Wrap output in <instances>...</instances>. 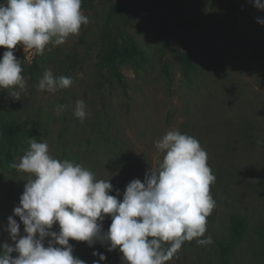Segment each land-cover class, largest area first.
<instances>
[{
    "label": "rangeland",
    "instance_id": "1",
    "mask_svg": "<svg viewBox=\"0 0 264 264\" xmlns=\"http://www.w3.org/2000/svg\"><path fill=\"white\" fill-rule=\"evenodd\" d=\"M89 24L59 46L49 44L43 55L17 45L26 92L20 100L0 89V126L14 122L27 142H46L50 154L110 179L122 201L126 186L144 181L165 153L155 147L168 131L195 137L208 154L215 175L210 194L216 206L207 218L213 243L185 242L167 264H264V11L255 0H82ZM118 9L108 26L114 36L130 35L147 57L142 68L121 66L125 86L105 64L103 34L111 5ZM264 3V0H261ZM3 47V51H7ZM2 58V57H1ZM166 64V65H165ZM46 70L71 77L69 88L55 93L38 90ZM170 75V77L168 76ZM77 100L87 105L83 122L74 116ZM57 105H70L57 114ZM26 134V135H24ZM24 135V136H23ZM30 174L10 172L0 164V250L15 247L8 232ZM246 219L238 241L230 236V219ZM111 217L103 222L110 227ZM52 231L59 232L58 223ZM45 239L47 246L48 240ZM74 256L93 264H125L121 252L107 242L70 240ZM228 248L222 255V246ZM15 258L18 253H12Z\"/></svg>",
    "mask_w": 264,
    "mask_h": 264
},
{
    "label": "clouds",
    "instance_id": "2",
    "mask_svg": "<svg viewBox=\"0 0 264 264\" xmlns=\"http://www.w3.org/2000/svg\"><path fill=\"white\" fill-rule=\"evenodd\" d=\"M264 11V3L255 0ZM264 25V19H258ZM89 18L82 11V0H6L0 3V47L8 49L0 58V89L20 100L26 92L21 60L14 50H34L43 55L51 43L62 45L79 35ZM71 77H55L46 70L38 90L55 93L72 86ZM70 105H57V114ZM74 116L81 122L88 115L87 105L77 100ZM29 148L12 167L30 174L14 216L20 218L26 235L20 237L21 226L8 217V232L15 247L3 244L0 264H86L74 256L70 240L109 242L108 251L119 248L125 264H167L185 242L198 245L213 243L211 235L204 239L207 218L216 206L210 185L216 177L208 165V154L193 136L179 130L168 131L155 147L165 153L158 168L151 167L144 181L132 180L122 201L110 193V179H98L82 164L69 159L54 158L46 142L32 138ZM107 216L112 223L105 233ZM58 223L59 232L52 231ZM51 237L45 245V239ZM18 253L14 258L12 253ZM99 260L107 257L93 252Z\"/></svg>",
    "mask_w": 264,
    "mask_h": 264
},
{
    "label": "trees",
    "instance_id": "3",
    "mask_svg": "<svg viewBox=\"0 0 264 264\" xmlns=\"http://www.w3.org/2000/svg\"><path fill=\"white\" fill-rule=\"evenodd\" d=\"M5 2L6 0H0V3ZM117 9L118 5L113 3L107 16V26L105 27L103 34V39L106 42L103 59L105 64L109 67L114 79L117 80L121 85L125 86L123 75L120 70L121 66L124 64H129L135 70H138L146 63L147 57L144 51L139 47L138 43L130 35L123 34L120 37L114 36V29L112 26H108V24L112 19V14H114ZM3 53V47H0V58L3 56ZM168 76L170 77V75ZM26 145L27 142L25 141L24 137L21 136L16 123L7 122L5 125L0 126V164L8 171H16V168H13L12 164L19 163L20 157L25 154ZM255 174L260 176L264 181V174ZM246 229L247 221L245 218L238 215H233L231 217L230 236L232 241L238 242L244 236ZM107 244L109 247L110 243L107 242ZM0 252H3V248L0 250ZM112 252L119 253L120 251L119 248H117ZM227 252L228 248L222 246V255L225 256Z\"/></svg>",
    "mask_w": 264,
    "mask_h": 264
}]
</instances>
